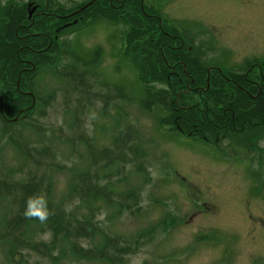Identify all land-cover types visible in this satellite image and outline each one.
Segmentation results:
<instances>
[{
	"label": "rangeland",
	"instance_id": "rangeland-1",
	"mask_svg": "<svg viewBox=\"0 0 264 264\" xmlns=\"http://www.w3.org/2000/svg\"><path fill=\"white\" fill-rule=\"evenodd\" d=\"M23 1L26 4L31 1L30 7H38L33 4L37 0ZM52 1L75 10L64 21L68 23L65 27L73 26L74 31L60 40L69 42L72 50L83 57L96 50L95 70L101 82L119 86L123 89L122 95L125 93L121 98L110 97L107 103L96 100L94 108L89 107L77 119L95 148H116L118 160L112 161L104 171L110 175L109 189L119 194L135 191L138 196L125 202L114 195L108 202L96 200L77 206L70 202L66 208L73 215L96 225L91 239L74 242L94 250L105 236L118 240L119 247L129 246L130 253L117 264H264V152L252 155L237 150L234 155L228 152L225 155L222 148L217 150L198 139L178 135L173 129L168 131V126L158 122L157 114L145 112L138 105L142 95L140 83L132 65L122 55L125 33L120 32L118 22L108 17L89 23L88 15L84 17L80 11L84 3L91 5L92 0ZM172 2L174 10L185 11L184 0ZM125 13H119L118 18H125ZM178 16V20L183 18L182 14ZM33 21H42V18L36 17ZM240 22L231 31L207 30L198 18L181 23L185 28L192 26L206 32L217 50L212 58L214 66L210 62L208 65L219 66L216 71L224 73L220 68H244L247 62L251 64L264 55V31H259L262 24L258 31L251 32L248 30L251 24L246 20ZM245 71L248 80L259 74L256 69ZM40 85L54 96L44 108V115L38 118L47 135L41 138L27 130L23 137L33 146L43 141L53 151L57 168L46 169L45 174L50 181V201L59 205L66 201L72 178L88 169L89 156L86 146L67 134L66 124L71 117L63 112L61 83L45 76ZM174 93L179 96L181 92ZM113 99L118 100L110 103ZM51 126L60 127L61 133L50 136L47 128ZM121 140H125L124 144ZM221 144L225 147L227 141ZM128 146L138 150L133 160L129 159L132 155ZM133 147L131 150H135ZM259 147L264 150V140ZM23 162L24 157L12 146L0 143V163L4 169L17 174ZM6 212L7 203L0 200V224ZM29 235L45 243L52 242L43 229L37 232L32 228ZM69 248L66 241L54 247L58 254L55 264H110L107 260L72 255L68 253ZM9 249L8 244H0V264H19L22 259L28 264H49L48 258L40 260L28 253L9 258Z\"/></svg>",
	"mask_w": 264,
	"mask_h": 264
},
{
	"label": "trees",
	"instance_id": "trees-1",
	"mask_svg": "<svg viewBox=\"0 0 264 264\" xmlns=\"http://www.w3.org/2000/svg\"><path fill=\"white\" fill-rule=\"evenodd\" d=\"M110 1L112 5L116 4V0H92L91 5L86 2L80 15H88L89 23L112 17L118 22L119 29L126 26L122 31L125 33L122 55L132 65L140 83V108L157 114L158 122L168 126V131L173 129L178 135L198 139L217 150L222 148L225 155L227 152L234 155L237 150L252 155L264 152L259 147L260 141L264 140V71H261L264 55L253 60L254 64L247 62L244 68L230 66L220 68L224 73L216 71L219 66L211 68L208 63L214 66L212 58L217 50L201 30L192 26L184 30L182 23L175 22V28H181L185 33H174L172 36L179 37V41L174 40L166 34L149 31L147 19L146 22L130 14L120 20L119 13L108 7ZM31 3L0 0V143L7 142L24 157L17 174L4 169L0 163V200L7 203V212L0 224V244L10 246L9 258L28 253L40 260L48 258L49 264H55L58 254L54 247L66 241L70 246L68 253L72 255L107 260L110 264L122 263L130 248L127 245L119 247L118 240L105 236L94 250L74 242L91 239L96 225L73 215L66 206L70 202H74V206L96 200L108 202L112 195L124 202L138 197L135 191L119 194L109 189L110 175L104 171L112 161L118 160L116 148H95L77 119L89 107L94 108L96 100L107 103L110 97L121 98L125 93L122 95L123 89L119 86L101 82L95 70L98 64L96 50L83 57L72 50L69 42L60 40L74 31L73 26H64L74 9L52 0H37L33 4L38 7H30ZM36 17H41L42 21L34 23ZM170 44L173 48L167 47ZM254 66L258 67L256 72L259 74L245 80V70ZM45 76L61 83L63 112L71 117L66 124L67 134L86 146L90 163L85 172L72 178L66 201L59 205L50 201V181L45 174L50 168H57L53 151L43 141L38 143L39 146H33L23 137L28 130L46 138L38 118L44 115V108L54 96L40 85ZM174 91L181 93L176 96ZM114 100L118 99L110 103ZM47 129L52 137H56L55 132L62 131L53 126ZM40 131L43 134H39ZM222 141H227L225 147ZM120 142L124 144L125 140ZM131 147L128 146L132 155L129 159L133 160L138 156V150L135 147L131 150ZM100 173L102 176L98 178ZM39 196L46 199L50 212L45 222L24 215L26 201ZM32 228L37 232L43 229L52 242L45 243L30 236ZM19 264L28 262L22 259Z\"/></svg>",
	"mask_w": 264,
	"mask_h": 264
},
{
	"label": "flooded vegetation",
	"instance_id": "flooded-vegetation-1",
	"mask_svg": "<svg viewBox=\"0 0 264 264\" xmlns=\"http://www.w3.org/2000/svg\"><path fill=\"white\" fill-rule=\"evenodd\" d=\"M115 3L112 5L113 3L109 2L110 10L119 13L125 11L127 15L132 14L131 16L145 19V21L147 19L148 22H146L150 25L149 31L157 32V34L163 33L171 37L174 33H185L181 28H175V22L181 23L192 18L202 20V24L207 30L231 31L239 27L242 23L240 21L244 20L247 21V24L252 25L251 29H248L251 32L257 30L259 24L264 25L262 21L264 20V0H184L186 8L184 12L174 10L172 0H164L162 3L159 0H116ZM128 9L135 11L127 12ZM179 14L183 16L180 20H178ZM262 25L259 31H264ZM122 28V31L126 30L125 25ZM122 31L120 29V32ZM202 32L206 34L204 30ZM173 38L179 41V37ZM167 47L173 48L171 44ZM257 68L254 66L250 70H257ZM244 79L248 81L246 76Z\"/></svg>",
	"mask_w": 264,
	"mask_h": 264
},
{
	"label": "clouds",
	"instance_id": "clouds-1",
	"mask_svg": "<svg viewBox=\"0 0 264 264\" xmlns=\"http://www.w3.org/2000/svg\"><path fill=\"white\" fill-rule=\"evenodd\" d=\"M24 215L27 218H35L45 222L50 215L46 199L43 196L30 197L26 201Z\"/></svg>",
	"mask_w": 264,
	"mask_h": 264
},
{
	"label": "water",
	"instance_id": "water-1",
	"mask_svg": "<svg viewBox=\"0 0 264 264\" xmlns=\"http://www.w3.org/2000/svg\"><path fill=\"white\" fill-rule=\"evenodd\" d=\"M65 26V25H64Z\"/></svg>",
	"mask_w": 264,
	"mask_h": 264
}]
</instances>
